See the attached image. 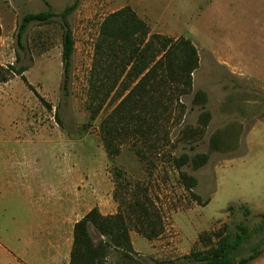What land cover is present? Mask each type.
Masks as SVG:
<instances>
[{
  "label": "rangeland",
  "instance_id": "rangeland-1",
  "mask_svg": "<svg viewBox=\"0 0 264 264\" xmlns=\"http://www.w3.org/2000/svg\"><path fill=\"white\" fill-rule=\"evenodd\" d=\"M74 1L0 0V138L36 141L23 146L30 154L37 146L43 150L39 160L49 182L91 190L106 213L117 214L136 189L146 190L161 213L164 233L148 241L130 225L137 263L190 264L187 256L217 244L215 237L207 243V236L235 234L242 223L252 232L264 227V0H82L69 18L75 51L64 90L61 19L30 25L21 41L18 27L25 15L48 11L46 2L59 14ZM125 7L151 34L191 40L200 68L190 94L168 86L153 93L162 99L158 133L149 141L125 135L116 143L119 155L110 158L102 124L120 101H108L92 120L89 80L101 24ZM12 67L27 68L29 85ZM198 91L207 95L206 106L194 104ZM203 112L211 121L201 130ZM215 135L219 151L211 149ZM198 154L210 155L204 167L176 168L175 159ZM181 173L198 180L192 193ZM91 232L97 239L93 227ZM262 238L264 233L254 235L245 248ZM123 260L112 252L109 264ZM250 264H264V249Z\"/></svg>",
  "mask_w": 264,
  "mask_h": 264
},
{
  "label": "trees",
  "instance_id": "trees-1",
  "mask_svg": "<svg viewBox=\"0 0 264 264\" xmlns=\"http://www.w3.org/2000/svg\"><path fill=\"white\" fill-rule=\"evenodd\" d=\"M81 1L75 0L59 14L53 12L46 2L48 11L25 15L18 27V40L21 41L30 25L49 24L55 18L61 19L64 30V90L68 88V75L75 51V38L69 18L79 8ZM1 35L0 26V37ZM199 68V52L191 40L151 34L149 25L131 7L122 8L107 16L101 24L95 46L89 80V109L92 111L91 119L95 120L108 101H120L111 117L102 124L108 156L114 158L119 155L120 149L116 143L125 135L132 134L149 141L150 137L157 134L158 109L162 99L155 98L153 93L161 94L162 88L168 86L182 96L190 94L193 75ZM15 70L16 76L29 85L24 76L27 68ZM8 80L6 76L2 82L6 83ZM193 102L198 106H206L207 95L198 91ZM210 121L211 114L203 112L199 119L201 130L207 128ZM220 143L219 136L215 135L211 140V149L219 151ZM209 159V154H198L193 158L183 155L175 159L174 163L179 170L190 163L195 169H200ZM180 180L188 192L192 193L198 186V180L187 173H181ZM193 197L199 204H203L199 196L193 194ZM130 225L148 241L157 239L164 233L161 213L146 190L136 189L115 215L104 216L96 207L80 220L74 227L70 264H109L112 252L121 254L123 264H140L133 257ZM91 227L96 230L97 239L93 237ZM262 233L264 227L252 232L242 223L235 234L220 231L207 236V243L211 245L215 237L217 244L207 252H194L187 259L190 264H250L262 254L264 238L248 249L245 245L254 235Z\"/></svg>",
  "mask_w": 264,
  "mask_h": 264
},
{
  "label": "crops",
  "instance_id": "crops-1",
  "mask_svg": "<svg viewBox=\"0 0 264 264\" xmlns=\"http://www.w3.org/2000/svg\"><path fill=\"white\" fill-rule=\"evenodd\" d=\"M35 142L0 138V264H70L74 227L98 207L91 190L49 182L43 150L23 146Z\"/></svg>",
  "mask_w": 264,
  "mask_h": 264
}]
</instances>
